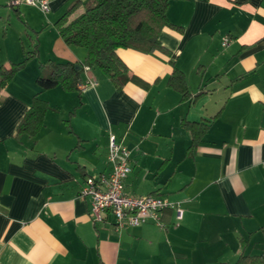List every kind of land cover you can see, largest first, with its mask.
<instances>
[{"label":"crops","instance_id":"0c3cea01","mask_svg":"<svg viewBox=\"0 0 264 264\" xmlns=\"http://www.w3.org/2000/svg\"><path fill=\"white\" fill-rule=\"evenodd\" d=\"M9 1L0 0V64L32 55L0 87V264H232L264 253V0H169L181 26L159 33L169 52L118 48L136 77L120 87L58 32V18L85 0H50L47 13ZM11 17L29 47L8 41ZM59 61L81 65L75 88L40 90L36 76ZM172 65L185 97L169 83ZM36 92L48 104L42 123L18 132ZM183 119L208 124L194 146ZM109 131L130 152L124 191L176 202L179 220L165 207L163 226L116 229L109 211L92 222L79 190L111 170Z\"/></svg>","mask_w":264,"mask_h":264},{"label":"trees","instance_id":"16d2710c","mask_svg":"<svg viewBox=\"0 0 264 264\" xmlns=\"http://www.w3.org/2000/svg\"><path fill=\"white\" fill-rule=\"evenodd\" d=\"M11 4V0L9 1ZM169 0H85L76 1L56 21L58 32L69 45H78L85 49L84 64L102 70L116 87L127 80H135L134 74L127 71L124 62L116 53L118 48H132L142 52L155 50L169 52L161 43L159 33L163 27L181 29L171 22L166 14ZM82 9L74 16L69 14L78 5ZM32 52L8 66L0 64V87H3L13 74L29 59ZM47 74H38L36 83L40 90L61 84L74 89L80 80V67L69 61L50 62ZM169 83L185 97L187 89L183 73L175 65L169 74ZM47 102L36 92L32 102L20 120L17 130L31 134L42 123ZM182 125L191 133V146H194L208 124L183 119ZM232 264H264V253L240 254Z\"/></svg>","mask_w":264,"mask_h":264},{"label":"built area","instance_id":"2783aa9c","mask_svg":"<svg viewBox=\"0 0 264 264\" xmlns=\"http://www.w3.org/2000/svg\"><path fill=\"white\" fill-rule=\"evenodd\" d=\"M25 2L37 7L41 12L49 11L50 0H11V4ZM230 37L223 35L221 45L228 46ZM87 82H79L78 88L85 87ZM129 149L109 131L107 134L106 158L111 170L105 174L88 176L80 186L79 194L89 198V216L93 223L101 220L102 213L109 211L114 216V228L137 226L146 221H154L163 226L161 211L172 207L175 218L182 217V210L176 202L169 201L156 194H130L123 189V180L130 172Z\"/></svg>","mask_w":264,"mask_h":264},{"label":"rangeland","instance_id":"374dc122","mask_svg":"<svg viewBox=\"0 0 264 264\" xmlns=\"http://www.w3.org/2000/svg\"><path fill=\"white\" fill-rule=\"evenodd\" d=\"M20 3H25V2H20ZM25 4H28V3H25ZM28 5H31V4H28ZM31 6H33V5H31ZM35 8H37V7H35ZM10 21H11L10 25L8 23H5V25L3 27V30L5 31V27L9 25L8 28H6L7 33H8V41L9 42L15 41L18 43V41L20 39V40H22L25 47H29V41H28V38L26 37L25 30L23 29L24 24H23L22 20H20L19 18L11 17ZM0 32H2L1 29H0Z\"/></svg>","mask_w":264,"mask_h":264},{"label":"water","instance_id":"95a60500","mask_svg":"<svg viewBox=\"0 0 264 264\" xmlns=\"http://www.w3.org/2000/svg\"><path fill=\"white\" fill-rule=\"evenodd\" d=\"M79 65L78 64H75V67H78Z\"/></svg>","mask_w":264,"mask_h":264}]
</instances>
